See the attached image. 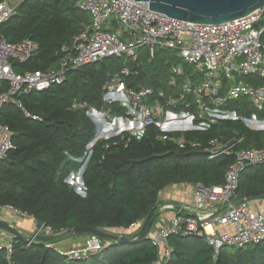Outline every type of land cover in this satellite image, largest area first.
I'll use <instances>...</instances> for the list:
<instances>
[{
  "label": "trees",
  "instance_id": "1",
  "mask_svg": "<svg viewBox=\"0 0 264 264\" xmlns=\"http://www.w3.org/2000/svg\"><path fill=\"white\" fill-rule=\"evenodd\" d=\"M91 23V13L79 8L76 0H21L0 26V34L12 42L32 38L40 44L28 62L14 65L17 71H48L58 67L63 48H70L74 37ZM140 61V73L127 76L126 86H151L164 89L166 96L172 94L170 66L181 62L175 52L158 47L150 62ZM137 66L130 56L122 55L67 71L63 83L21 97L24 108L38 118L25 115L13 103L0 108V123L9 127L14 144L0 161V208L11 206L53 231L46 236L38 233L33 241L13 236L10 247L0 246V264H154L160 249L149 233L159 217L160 193L172 184L225 182L235 157L209 159L205 149L212 139L225 141L237 134L245 137L242 146L264 147V130H252L241 119L221 121L205 131L165 132L152 124L140 137L123 132L98 138L99 126L87 113L89 108L103 105L104 86L115 73ZM165 99L155 95L150 100ZM75 104L86 108H75ZM110 106L114 116L126 115L127 109L119 103ZM227 107L239 116L255 111L247 98L230 101ZM180 137L185 145L178 141ZM94 140L83 173L84 196L66 180L85 164ZM251 191H264V163L246 165L240 172L236 199L242 200ZM152 209L147 235L139 242L109 239L102 242V250L80 259L55 246L65 234L90 235H73L70 229L130 228L144 222ZM168 242L172 253L164 264H264V240L223 247L217 258L205 234L176 233Z\"/></svg>",
  "mask_w": 264,
  "mask_h": 264
},
{
  "label": "built area",
  "instance_id": "2",
  "mask_svg": "<svg viewBox=\"0 0 264 264\" xmlns=\"http://www.w3.org/2000/svg\"><path fill=\"white\" fill-rule=\"evenodd\" d=\"M14 3L15 0L0 1V26L15 12L19 3ZM76 5L91 13L92 23L74 37L70 48H63L56 69L17 71L14 65L28 62L40 44L32 38L12 42L0 34V108L13 103L25 115L38 118L24 108L23 95L63 83L71 69L111 56L128 55L138 66L123 67L115 73L104 86L103 105L91 107L87 112L99 129L107 127L111 131L118 127V133L104 138L123 132L140 137L152 124L165 132L205 131L221 121L237 119L252 130H264V5L219 24L173 18L150 9V2L145 0H76ZM157 47L171 49L190 68L186 69L181 62L171 64L168 85L173 93L168 96L164 89L126 86L127 76L140 73L141 50L147 48L154 57ZM155 95L166 99L151 101ZM241 98H247L249 106L255 109L251 116H239L236 110L227 107L230 101ZM113 103L125 107L126 115L114 116L110 106ZM74 107L86 108V105ZM244 139L235 134L225 141L218 138L209 141L205 149L209 159L233 154L235 161L222 185L192 183L191 201L177 207L168 221L156 227L150 238L159 247L160 255L154 264H164L170 258L172 249L168 239L176 233L205 234L214 249V258L223 247L264 240V198L236 199L241 170L246 165L264 163V147L242 146ZM178 141L185 145L183 137ZM12 149V132L0 123V161ZM1 208L21 213L11 206ZM142 223L114 230L136 233ZM38 233L39 230L35 237ZM46 233L50 235L53 231L46 227ZM12 237L7 247L11 246ZM102 248L101 237L91 234L84 248L60 251L80 259Z\"/></svg>",
  "mask_w": 264,
  "mask_h": 264
},
{
  "label": "water",
  "instance_id": "3",
  "mask_svg": "<svg viewBox=\"0 0 264 264\" xmlns=\"http://www.w3.org/2000/svg\"><path fill=\"white\" fill-rule=\"evenodd\" d=\"M150 2V9L167 14L170 17L193 23L219 24L245 16L264 5V0H145ZM94 140L90 146H93ZM89 146V147H90ZM83 181V176H82ZM264 195V191H251L243 196V200ZM154 209L150 211L143 222L139 235L127 237L108 233L104 229L76 227L68 232L76 235L80 232L98 235L118 242L133 244L143 240L148 232L149 223ZM0 229L6 230L13 236L22 233L13 225L0 220ZM29 241L33 239L27 238Z\"/></svg>",
  "mask_w": 264,
  "mask_h": 264
},
{
  "label": "crops",
  "instance_id": "4",
  "mask_svg": "<svg viewBox=\"0 0 264 264\" xmlns=\"http://www.w3.org/2000/svg\"><path fill=\"white\" fill-rule=\"evenodd\" d=\"M192 199V189H191V184L190 183H184V184H172L168 187H166L161 193H160V201H161V207L159 210L160 216L163 215L165 211L168 212V217L170 218L172 214L176 211L177 207H180L184 203H189ZM172 206V207H170ZM3 209V208H1ZM0 209V210H1ZM6 212V211H5ZM3 221L13 225L16 227L22 235H24L26 238H33L35 239V233L32 234L35 228V221L32 216L26 215V214H18L14 211H8L6 212V215L4 217H1ZM167 218L166 220H158V226L161 224V222L168 221ZM157 226H155L149 233V237L152 236L153 232L155 231ZM3 230L1 231L0 229V246L1 245H8L9 240L11 239V235H7L4 233ZM87 237H75L74 240L69 241L70 244L71 242H76L77 245H82L86 241ZM75 243V244H76ZM66 246V242L63 243ZM57 245V244H56ZM55 245V246H56ZM78 245V246H79ZM62 246V244H60ZM59 248V246H56ZM59 250H62L59 248Z\"/></svg>",
  "mask_w": 264,
  "mask_h": 264
},
{
  "label": "rangeland",
  "instance_id": "5",
  "mask_svg": "<svg viewBox=\"0 0 264 264\" xmlns=\"http://www.w3.org/2000/svg\"><path fill=\"white\" fill-rule=\"evenodd\" d=\"M21 0H15V5L16 4H18L19 2H20ZM158 48V47H157ZM156 48V49H157ZM143 51H145V53H144V55H142L143 54ZM154 57H151L150 55H149V53H148V49L147 48H145V49H142L141 50V60L143 61V62H146V63H148V62H150L152 59H153ZM181 63L183 64V66L186 68V69H188V70H190V68H189V66L183 61V60H181ZM116 128L114 129V130H111V131H107L106 130V128L107 127H100V129L98 130V132H97V134H99V132H100V135H101V137H106V136H108V135H111V134H114V133H118L119 132V129H118V127L117 126H115ZM107 134H106V133ZM102 133V134H101ZM105 133V134H104ZM90 152H91V147H89L88 148V157L86 158V160H85V164L84 165H82L78 170H76V171H74L70 176H69V178L66 180V182L71 186V187H73L77 192H79L80 194H82V195H85V193H86V189H85V186H84V182L82 181V176H83V173H84V170H85V165H86V163H87V161H88V159H89V155H90ZM161 205L162 204H160V206L159 207H161ZM159 210H160V208H159ZM8 212V211H13L12 209H8V208H6V209H2V210H0V220H2V218L1 217H4L5 215H6V212ZM17 213V215L18 214H23V213H18V212H16ZM160 217H161V219H160ZM167 218H169L168 217V212L167 211H165L164 213H163V215L162 216H160V214H159V217H158V220L160 219V220H166ZM158 220L156 221V224H155V226H157L158 227ZM34 221L36 222L35 223V228H34V231H32L33 233L32 234H36L37 233V231L39 230V232L41 233V234H43L44 236H46V235H48L47 233H46V227L44 226V224H38V222L34 219ZM142 223V222H141ZM161 224H162V222H161ZM160 224V225H161ZM141 225V224H140ZM142 225H143V223H142ZM154 226V227H155ZM1 231H3V230H1ZM106 231L108 232V233H112V234H118V235H123V236H127V237H133L134 236V231H130V232H120L119 230H114V229H106ZM4 233L5 234H7V235H11V234H9L7 231H4ZM133 233V234H132ZM91 235V234H90ZM90 235H88V236H73V237H69L68 235H63V236H61L60 237V240L57 242V246H59V248H61V249H63V250H65V251H69V250H79V249H82V248H84L86 245H87V241H88V239H89V236ZM75 237H87V239H86V241L84 242V243H82V245H77V243L76 242H71V244H70V242L69 241H71V240H74L75 239ZM108 240L109 239H107V238H102V242L104 243L105 241H107L108 242ZM66 242V246H65V244H63V243H65ZM76 243V244H75ZM60 244H62V246H60ZM56 245V244H55Z\"/></svg>",
  "mask_w": 264,
  "mask_h": 264
}]
</instances>
